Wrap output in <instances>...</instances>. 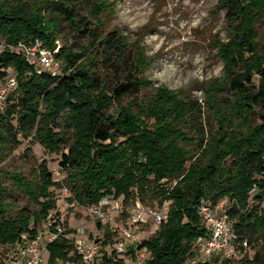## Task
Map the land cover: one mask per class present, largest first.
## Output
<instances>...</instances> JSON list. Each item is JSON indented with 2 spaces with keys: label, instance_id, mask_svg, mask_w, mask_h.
Listing matches in <instances>:
<instances>
[{
  "label": "trees",
  "instance_id": "obj_1",
  "mask_svg": "<svg viewBox=\"0 0 264 264\" xmlns=\"http://www.w3.org/2000/svg\"><path fill=\"white\" fill-rule=\"evenodd\" d=\"M87 3L90 15L81 17L76 6ZM105 3L0 0V37L5 41L0 79L11 74L17 79L0 108V264H6L7 247L24 234H35L53 213L57 219L59 215L55 189L62 183L47 162L29 177L1 166L30 139L51 154L62 153L60 167L79 205H95L104 197L122 199L125 207L147 198L161 206L169 203L156 235L139 244L150 252L145 264H213L189 263L197 255L198 240L208 236L199 213L203 201L216 205L228 199L236 246L256 248L264 242V54L256 31L264 0H222L232 30L230 40L219 45L223 76L209 86L204 101L215 123L210 129L202 123L203 103L166 88L142 104L121 101L151 83L139 79L142 70L132 55L124 58L120 35L98 37L92 28V18L103 12ZM55 8L79 32L94 38L93 46L99 44L102 68H93L92 59L80 63L82 55L59 47L60 27L49 16ZM36 41L62 62L59 75L38 70L16 51ZM112 74L116 80L110 79ZM226 91L231 93L228 103L221 96ZM10 182L28 199L26 206H11ZM105 237L108 244L111 232ZM48 250L49 264L82 262L71 239L59 238ZM92 264L127 263L111 254ZM241 264H264L261 251L253 261L247 254Z\"/></svg>",
  "mask_w": 264,
  "mask_h": 264
},
{
  "label": "rangeland",
  "instance_id": "obj_2",
  "mask_svg": "<svg viewBox=\"0 0 264 264\" xmlns=\"http://www.w3.org/2000/svg\"><path fill=\"white\" fill-rule=\"evenodd\" d=\"M105 4L103 12L92 18V28L98 37L104 38L114 32L117 36L120 35L125 45L124 58L132 55L137 67L142 70L139 79L151 83L150 87L125 96L121 101L125 105L132 101L142 104L148 102L157 93V89L166 88L184 99L204 104L209 86L224 73L219 45L226 44L231 38L232 27L228 22L227 10L222 0H106ZM76 7L81 17L90 15L88 3L78 4ZM49 16L56 20L60 27L59 47L72 48L82 55L80 63L92 59L95 64L93 68H102L101 47L99 44L93 46L94 38L70 25L58 8L53 9ZM256 31L260 51L264 54V16L257 21ZM4 48L5 41L0 37V53ZM115 76L112 74L110 79L116 80ZM221 96L227 103L231 99L229 91ZM204 111L202 122L204 128H214L215 123L206 105ZM67 133L71 136L72 132L70 130ZM61 160L62 153L51 154L40 143L30 139L23 140L22 145L10 157L4 159L1 166L7 173L20 172L29 177L43 162H47L54 179L62 183L61 188L55 189L58 197V209L55 212L59 213L58 219L70 234L76 228L84 227L93 242H103L106 241V232L111 231V228L122 231L129 227L133 209L138 205L147 210H159L164 213L168 211L169 203L161 206L158 201L147 198L142 203L136 201L124 207L114 215V219L100 226L99 221L91 215L88 205H79L72 200L73 195L66 181L67 172L60 167ZM171 184L174 185L175 182L172 181ZM7 185L12 190L13 199L7 197L8 201H11V206L13 208L26 206L28 199L21 196L11 182ZM34 211H38V208H34ZM146 218L149 216L146 215ZM159 229L160 227L157 228L149 220L140 224L138 235L143 241L154 237ZM263 243L261 240L256 248L244 245L245 250L238 245V255L234 262L217 256L212 263L241 264L247 254L249 260L253 261L258 251H261L264 259ZM198 255L197 251L196 257L189 263L198 261Z\"/></svg>",
  "mask_w": 264,
  "mask_h": 264
},
{
  "label": "built area",
  "instance_id": "obj_3",
  "mask_svg": "<svg viewBox=\"0 0 264 264\" xmlns=\"http://www.w3.org/2000/svg\"><path fill=\"white\" fill-rule=\"evenodd\" d=\"M22 53L27 61L34 64L40 71H45L53 76L59 75L62 62L57 60L53 53L43 48L39 41L31 46H20L16 49ZM58 50H56L57 52ZM17 87V79L11 74L6 79H0V108L3 109L6 100ZM122 199L104 197L98 204L90 205L89 209L100 224H107L114 215L124 209ZM229 200L224 199L218 204L203 201L199 207V213L208 236L200 238L196 248L199 252L198 261L212 262L214 258H220L234 262L237 258L235 224L228 215ZM167 212L159 210H147L141 205L133 209L128 228L119 231L111 228L112 238L108 244L92 241L84 227L67 234L68 229L57 219L55 213L50 215L37 229L35 234H24L20 241L7 247L6 264H49L50 253L48 247L59 238L72 240L81 264H92L105 255L115 254L117 258L123 259L127 264H145L150 258V252L146 248H139L141 239L138 235L140 224L149 220L160 227L167 218ZM146 215L149 218H146ZM74 255V254H73Z\"/></svg>",
  "mask_w": 264,
  "mask_h": 264
}]
</instances>
